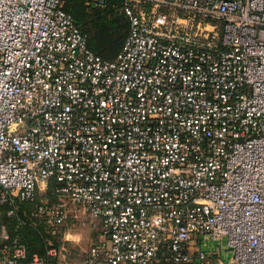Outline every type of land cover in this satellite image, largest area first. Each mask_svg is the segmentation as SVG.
Segmentation results:
<instances>
[{
    "label": "built area",
    "instance_id": "built-area-1",
    "mask_svg": "<svg viewBox=\"0 0 264 264\" xmlns=\"http://www.w3.org/2000/svg\"><path fill=\"white\" fill-rule=\"evenodd\" d=\"M65 1L0 0V207L53 179L33 215L95 230L80 264H264V0H120L111 60Z\"/></svg>",
    "mask_w": 264,
    "mask_h": 264
},
{
    "label": "trees",
    "instance_id": "trees-1",
    "mask_svg": "<svg viewBox=\"0 0 264 264\" xmlns=\"http://www.w3.org/2000/svg\"><path fill=\"white\" fill-rule=\"evenodd\" d=\"M86 2L87 0H67L63 7L86 33L88 47L102 59L111 60L119 52L128 31V20L123 13L122 3L120 0H107L102 7H98L92 2ZM54 188L55 181L50 179L44 190L36 191L32 201H18L13 216L7 215V205L0 207V248L7 242L2 238L3 233L11 238L18 237L27 249V257L22 264H27L34 253L44 254L47 240L66 249L61 241L65 224L60 232L54 233L43 219L33 215L39 204L55 202ZM54 264H58L57 259ZM154 264H163L160 255Z\"/></svg>",
    "mask_w": 264,
    "mask_h": 264
},
{
    "label": "rangeland",
    "instance_id": "rangeland-1",
    "mask_svg": "<svg viewBox=\"0 0 264 264\" xmlns=\"http://www.w3.org/2000/svg\"><path fill=\"white\" fill-rule=\"evenodd\" d=\"M88 2L90 3V2H92V0H87L86 4ZM68 220L67 221H68L69 226H70L69 227L70 228L69 230L70 231H73L75 233H78L80 235L81 240H80L79 244L82 243V242L84 243V245L82 243V249H84L85 251H79V252H76V253L71 252L70 253V257H69L70 260L69 261H66V264H80L81 261L85 258L86 252L88 251L90 245L95 241L92 238H90V240L86 242V238L88 236V232H90V229L92 230V228L90 226H88L87 224L86 225L80 224V222L78 220H77L78 221L77 222L74 218L68 219ZM93 233H95V230H94ZM95 236H96V233H95ZM220 253H221L220 259H222L223 262H226V259L228 257V254H225V252H223V250H220ZM66 257H67V253H66L65 248H64L61 251V254L59 255V257L57 258L58 264H64L62 262V260L66 259ZM219 263L220 262H218L217 264H219Z\"/></svg>",
    "mask_w": 264,
    "mask_h": 264
},
{
    "label": "crops",
    "instance_id": "crops-1",
    "mask_svg": "<svg viewBox=\"0 0 264 264\" xmlns=\"http://www.w3.org/2000/svg\"><path fill=\"white\" fill-rule=\"evenodd\" d=\"M68 221L65 224V228H64V231H63L62 237H61V241H62V243L65 245V247L67 249V250L65 249L66 250V253H67V257H66V259L62 260V262L64 264H66V261H69L70 260L69 257H70V253L71 252L76 253V252H79V251H85L84 249H82V243L83 242L79 244L80 241L79 242H76L74 240H67V239H65V237L68 236V235H71V236H74V237L75 236H80L78 233H75V232L69 230L70 229L69 228L70 226H69ZM93 232H94V230L92 231L90 229V232H88V236L86 238V242L89 241L90 238H92L93 240L96 239L95 233H93ZM83 245H84V243H83Z\"/></svg>",
    "mask_w": 264,
    "mask_h": 264
},
{
    "label": "clouds",
    "instance_id": "clouds-1",
    "mask_svg": "<svg viewBox=\"0 0 264 264\" xmlns=\"http://www.w3.org/2000/svg\"><path fill=\"white\" fill-rule=\"evenodd\" d=\"M65 239H67V240H74L76 242H79L81 240V237L80 236H75L74 237V236L68 235V236L65 237Z\"/></svg>",
    "mask_w": 264,
    "mask_h": 264
}]
</instances>
